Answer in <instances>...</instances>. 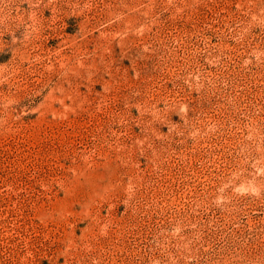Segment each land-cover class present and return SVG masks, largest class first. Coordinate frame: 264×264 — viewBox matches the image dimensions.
Returning <instances> with one entry per match:
<instances>
[{
	"label": "rangeland",
	"instance_id": "1",
	"mask_svg": "<svg viewBox=\"0 0 264 264\" xmlns=\"http://www.w3.org/2000/svg\"><path fill=\"white\" fill-rule=\"evenodd\" d=\"M0 264H264V0H0Z\"/></svg>",
	"mask_w": 264,
	"mask_h": 264
}]
</instances>
